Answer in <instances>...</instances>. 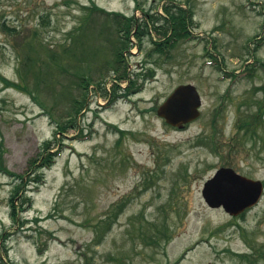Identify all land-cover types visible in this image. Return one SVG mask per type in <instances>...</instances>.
Wrapping results in <instances>:
<instances>
[{"label":"rangeland","instance_id":"374dc122","mask_svg":"<svg viewBox=\"0 0 264 264\" xmlns=\"http://www.w3.org/2000/svg\"><path fill=\"white\" fill-rule=\"evenodd\" d=\"M94 3L144 24L149 16L142 9L164 16L167 4L189 7L196 37L149 54L151 38L160 35L131 36L122 65L139 89L131 99L116 97L124 93L113 89L118 72L102 68L114 57L116 17L91 9ZM30 42L52 66L39 86L32 74L23 81L20 73ZM257 60L264 61V0H0L1 74L26 83L63 120L68 97L83 96L72 80L93 78L78 119L60 135L62 151L43 169L44 182L28 185L32 200L17 222L9 205L12 176L0 172V264H264V198L231 215L202 194L221 166L264 182V144L255 146L236 129L259 103L264 107ZM183 83L197 86L203 105L197 119L179 128L157 107ZM56 126L32 94L0 79V155L10 170L27 172ZM260 126L264 138V121ZM166 231L171 238L155 243L153 236Z\"/></svg>","mask_w":264,"mask_h":264},{"label":"trees","instance_id":"16d2710c","mask_svg":"<svg viewBox=\"0 0 264 264\" xmlns=\"http://www.w3.org/2000/svg\"><path fill=\"white\" fill-rule=\"evenodd\" d=\"M91 9H96L106 14H114L116 17L115 23L118 32V37L109 39L111 43V49H113V51L112 50L111 51L113 52L114 57L112 59H108L107 61H105L106 64L103 65L102 67L105 68V66H111L114 70L118 72V75L115 78L116 83H114V87H113L114 92H118L116 90L122 88L120 87L121 80H125L127 78L129 79L128 87L127 89L122 88L126 94L129 92L137 91L139 89L138 85L136 86L137 83L136 80L129 76L127 64L125 66L122 65L123 62L125 61L124 51L130 50L133 44L131 41V36L135 35L140 40H142L145 34L152 33L153 30H155L160 35L159 38L162 39L156 40L154 38H151V42L155 44V47L151 49L149 54H152L153 52L166 53L171 47L175 46L176 43L179 42L180 40H189L195 38V36L192 34L190 30V24L191 22H193V13L191 8L189 7L167 4L165 6L164 16L158 13L157 11L154 12V14H151L149 13V11L142 9V12L149 16V18H146L149 20H147L145 24L140 23L138 21V18L135 16H126L122 12H115V11L109 12L95 3L91 7ZM5 25L6 24L4 23L3 26L5 27ZM150 25L153 26V29L151 31L150 29H148ZM9 29L13 31L16 30V28H12V27L11 28L9 27ZM31 43L32 42H30L29 48H27L26 46L24 47L23 44L25 50L22 57V62H21L22 68L20 69V73L23 81H27L29 76L32 74V76L36 78L37 86H39V82L43 83L45 76L50 73V67H51L50 74H52V66L48 64V62H46L45 59H42L40 57L41 54L40 51L37 48H35ZM140 47H142L141 44ZM51 51L52 50H50V52ZM51 57L57 62L58 56L54 52L53 54H51ZM257 62L260 64L262 68H264V61L257 60ZM254 65L256 67V64ZM58 67L62 68L63 66L60 64L58 66L57 64V69ZM255 67L248 68L249 72L251 73L255 72L254 70ZM64 70H68V69L65 68ZM100 73L103 74V71L101 70ZM138 75H141V73H138ZM145 76L150 80L151 78L154 77V70L152 68H148V71L146 72ZM0 79L3 82H5L8 86H15L21 88L32 94L33 98L36 99L39 104H41L42 108L45 111L47 110L48 112H50L52 118L57 122V126H56L57 132L54 135V139H45L42 142L41 150L38 156L33 159H30L29 170L27 172L21 174L10 170L5 165L3 158L0 155V172L9 174L10 176H12L13 179V186L9 197V202H10L9 205H10L11 217L13 221L17 222L20 218V213L23 210H25L26 204L32 200L31 196H29L28 194V191L30 189L28 188V185H34L35 187L38 188L44 182L45 175L43 169L50 168L56 161L57 155L62 151L65 142H63V140L60 138V135H66L68 132L67 126L69 125V123L72 122L73 120L76 121L78 119V116L82 108L86 104V99L88 96L87 90L89 88V85L93 82V78L87 75H83L81 77L79 76V79L77 80L75 79L72 80V82H74L76 85L81 87L83 91V96L81 98L78 97L71 98L72 96L68 97L69 99H71V107L68 110L69 116L66 120H63L60 116H55V113L52 111V108L48 107L43 101L38 99L36 95L33 94V91L30 90V88L26 83L12 81L1 73H0ZM263 108H264L263 103L261 104L259 103L258 108L254 112H251V114H248L246 120L240 119L236 124L237 133L243 132L244 134L246 133V135L247 134L249 136L251 135L254 138L255 146H260L258 145L259 143L264 144V138L261 137L259 130V128L261 127L260 126L261 123L264 121ZM218 109L217 112H220V110ZM119 131L122 134L125 133L123 130H119ZM202 141L203 140H200V142ZM214 141L215 139L209 141V145H211V147L215 151L217 150V145ZM122 208L123 205L120 206V210ZM116 217L117 215L114 216V218ZM38 219L39 217L36 218V220ZM114 221H115L114 219H110V221L107 220L106 221L108 222L107 227L109 228ZM155 227L158 228L157 231L160 233L161 229L158 227V225H155ZM2 236L3 233L0 232V237ZM162 236H164L165 237L164 239L167 240L171 238V236L166 231L160 235L156 234L155 236H153L154 242L159 243L158 238ZM99 238L100 239L103 238V235L102 234L99 235L98 239ZM239 255H241L242 257H249L248 253H243Z\"/></svg>","mask_w":264,"mask_h":264},{"label":"water","instance_id":"95a60500","mask_svg":"<svg viewBox=\"0 0 264 264\" xmlns=\"http://www.w3.org/2000/svg\"><path fill=\"white\" fill-rule=\"evenodd\" d=\"M203 100L197 86L183 83L173 89L158 106L157 114L175 127L183 128L201 115ZM202 194L210 207H223L238 215L256 205L264 196V183L222 166L205 181Z\"/></svg>","mask_w":264,"mask_h":264},{"label":"flooded vegetation","instance_id":"af4514ba","mask_svg":"<svg viewBox=\"0 0 264 264\" xmlns=\"http://www.w3.org/2000/svg\"><path fill=\"white\" fill-rule=\"evenodd\" d=\"M123 87H126V84Z\"/></svg>","mask_w":264,"mask_h":264}]
</instances>
